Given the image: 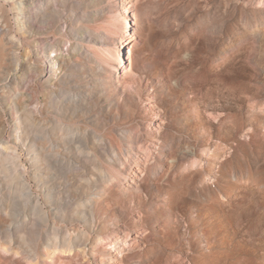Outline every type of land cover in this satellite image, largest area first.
I'll use <instances>...</instances> for the list:
<instances>
[{
  "label": "rangeland",
  "instance_id": "374dc122",
  "mask_svg": "<svg viewBox=\"0 0 264 264\" xmlns=\"http://www.w3.org/2000/svg\"><path fill=\"white\" fill-rule=\"evenodd\" d=\"M30 1L0 0V264H264V0Z\"/></svg>",
  "mask_w": 264,
  "mask_h": 264
},
{
  "label": "bare ground",
  "instance_id": "6f19581e",
  "mask_svg": "<svg viewBox=\"0 0 264 264\" xmlns=\"http://www.w3.org/2000/svg\"><path fill=\"white\" fill-rule=\"evenodd\" d=\"M8 1H10V2H13L14 3V5H16V6H18L19 4V2H16L17 0H8ZM16 3V4H15ZM31 1L30 0H24V3L21 5V7L22 8H29L30 6H31ZM34 3V2H33ZM32 6H34V5H32ZM31 6V7H32ZM36 6V5H35ZM20 7V6H19ZM4 28V27H3ZM8 34H9V32H6V37L8 36ZM11 44V43H10ZM3 45V44H2ZM52 61V60H51Z\"/></svg>",
  "mask_w": 264,
  "mask_h": 264
}]
</instances>
